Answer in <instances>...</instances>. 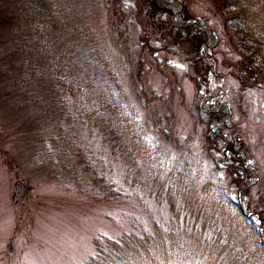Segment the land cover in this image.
Returning <instances> with one entry per match:
<instances>
[{
    "label": "rangeland",
    "instance_id": "rangeland-1",
    "mask_svg": "<svg viewBox=\"0 0 264 264\" xmlns=\"http://www.w3.org/2000/svg\"><path fill=\"white\" fill-rule=\"evenodd\" d=\"M173 1L59 0L71 4L85 35L63 52L45 18L48 0H0V264H84L97 237L190 222L153 194L146 167L111 142L99 111L110 120L120 101L137 111L160 151L195 159L206 182L264 217V75L242 89L222 0ZM189 20L201 26L183 24ZM213 92L207 109L222 108L230 127L204 115ZM210 130L223 140L208 142ZM225 141L243 149L257 174L243 191L235 181L254 176ZM252 220L264 238V223Z\"/></svg>",
    "mask_w": 264,
    "mask_h": 264
},
{
    "label": "trees",
    "instance_id": "trees-1",
    "mask_svg": "<svg viewBox=\"0 0 264 264\" xmlns=\"http://www.w3.org/2000/svg\"><path fill=\"white\" fill-rule=\"evenodd\" d=\"M48 1L45 18L48 24L52 21V25H56L64 43L62 50L67 51L66 45L85 38L84 31L77 27L80 21L73 15L75 11L68 10L70 3L68 7L67 4L59 7V0ZM40 5L43 6L44 2L42 4L41 1ZM222 9L223 16L227 17V27L237 38L236 48L243 64L241 69H237L243 75L240 84L243 90L252 89L256 86V77L264 75V0H222ZM197 91L200 92L199 89ZM124 105L121 101L113 105L114 112L110 120L106 118L104 111H99V118L105 119V124L102 121L100 123L109 129L111 142L130 155L127 157L129 162L146 167L148 176L144 179H149L153 194L168 200L175 217L182 216L183 221L188 219L190 222L171 231L157 226L149 235L131 233L115 240L97 237L94 241L95 253L84 264H264V240L262 232H259L261 226L244 217L227 189L203 179L201 163L190 156L172 158L160 151V145L147 137L137 111ZM220 112L204 115L207 119L213 117L223 123L216 124L219 128H224L225 117ZM213 139L222 138H216L210 130L207 141L212 142ZM226 143L227 146L223 149L233 158L238 157L242 164L240 155L232 149L231 142ZM242 166L239 165L240 169L245 171ZM82 170L84 169L81 168L76 173ZM217 179L216 173L215 180ZM235 182L237 187L249 183ZM198 224L200 230L195 231ZM203 229L211 230V234L206 235ZM189 231L198 237L189 238Z\"/></svg>",
    "mask_w": 264,
    "mask_h": 264
},
{
    "label": "water",
    "instance_id": "water-1",
    "mask_svg": "<svg viewBox=\"0 0 264 264\" xmlns=\"http://www.w3.org/2000/svg\"><path fill=\"white\" fill-rule=\"evenodd\" d=\"M156 1H161V0H156ZM164 2H166L167 4H170V3H176L175 1H173V0H163ZM177 18V17H176ZM193 23V24H196V25H200V24H198L196 21H193V20H190V21H187V22H183V24H188V23ZM201 26V25H200ZM221 79V78H220ZM222 80H220V82H221ZM215 96V94H213L210 98H209V100L206 102V105H207V103L213 98ZM227 106V105H226ZM239 152H241L243 155H244V151L243 150H239ZM250 170H253V168L251 167V166H249L248 167ZM253 172H254V170H253Z\"/></svg>",
    "mask_w": 264,
    "mask_h": 264
}]
</instances>
